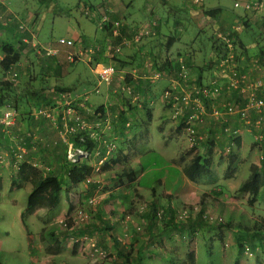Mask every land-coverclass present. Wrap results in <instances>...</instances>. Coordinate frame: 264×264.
<instances>
[{"label": "rangeland", "instance_id": "1", "mask_svg": "<svg viewBox=\"0 0 264 264\" xmlns=\"http://www.w3.org/2000/svg\"><path fill=\"white\" fill-rule=\"evenodd\" d=\"M102 1L54 0L44 3L42 0H0V44L4 42L16 43L19 38L17 39L14 36L15 32L21 35L24 30L28 32L25 34L26 37L31 38L29 44L23 49L19 70L3 75L0 68V86L8 80L17 85L19 92L30 90V93L33 91L36 93L41 90V87L48 86L50 88V99L51 97L56 99L59 96L60 92L57 89L66 88L70 92L62 95L64 101L69 99L64 97L71 95V101L84 97L94 107L102 103L106 92L103 90L105 85L99 83L97 78L98 65L90 63L91 60L89 62L85 61L86 57L90 59L91 55L95 51L97 52V49H101L100 44H96V41L104 34L98 29L99 17L101 19L103 16H108L100 8ZM122 1L124 3L132 2V6L128 11L122 12L125 19L135 20L139 17L142 21L144 20V1L146 0ZM147 1L157 2V0ZM204 1L207 8L219 4L218 6L222 8V17L229 19L230 22L244 13L243 9L234 7L235 2L242 3L241 1ZM186 4L189 5V1L168 0L164 6L159 5L156 14L162 21L168 22L171 26L176 20H181L183 25L186 26L188 17L183 10ZM85 9H90L91 12L86 15ZM93 9L95 11L92 12ZM262 15L264 16V13ZM108 18L110 19L109 16ZM110 20L108 21L111 22ZM185 28L188 32L183 34L184 41H188L187 44L194 42L195 46L200 49L197 60H203V56L206 55L207 50L209 51L208 47H212L211 35L213 36L214 33L206 31L200 34L196 33V30L192 27ZM110 29L111 31L107 34H111L109 38L113 39V29ZM241 36L248 38L250 42L261 38L260 48H262L264 23L258 17L252 24L251 29L248 32L243 30ZM77 37L84 39L93 46L88 45L89 47L82 49L81 45L77 43L74 47L82 50H79L82 57L76 63L69 60V62H65L61 59L62 56H67L64 53L61 54L58 60L48 58L42 53L44 51L42 46L44 47L45 44L50 45L60 39H73L76 41L78 40ZM258 46L259 44L256 48H250L249 53L255 54L258 51ZM115 48L116 46L109 42L105 50L112 56ZM65 49H69V47H65ZM71 53L77 52L72 51ZM0 55L2 56L1 50ZM136 56L143 59L144 52L140 51ZM99 64L105 65L107 63ZM15 73L19 75L18 79H16ZM113 83L114 78L109 86L112 87ZM82 86H84L83 91L87 92L82 93ZM95 90L99 91L101 96L104 94L103 97L97 96L98 93ZM108 92L113 93L114 97L117 96V93L111 90H108ZM109 96L110 94L108 98ZM118 96L120 95L118 94ZM120 101L114 104L117 108L115 112L119 110L124 112L129 107H127L125 99L122 98ZM27 113L28 111L21 108L11 127L8 129L0 127V264H234L236 260L241 258L243 261H248L245 258L250 256L255 260L254 264L264 263V239L259 244V238H257L259 234L264 237L260 221V219H264V187L260 189L257 201L253 206L247 204V193L239 192L237 189V186L249 176V162L254 161L261 155L259 151H253L250 155L241 152L247 155V158L242 160V156L237 157L239 148L233 145L236 153L235 162L238 161L237 158H241V162L238 165L236 163L232 168L234 159L231 155L233 153L231 152L229 155L226 151V154H224L223 150L229 147V144H225L224 148L219 147L215 139L217 131L208 132L209 140L214 145L212 169L218 180L214 184L207 181L202 182V184L199 183L201 186L196 188L198 200L193 204L176 205L174 209L175 212L186 210L192 216L203 209L214 219V222L206 223L196 231L194 238L197 242L196 245L193 244L195 247L193 251H190V233L188 231L191 229L190 221L165 226V221H151L147 216L151 207L148 198L150 199L154 194L149 185L154 184L155 188L153 189L161 191L158 179L162 174V168L172 166L171 163L166 161L165 157L174 155L178 150L172 142H166V147L161 146L164 143L163 135L156 129L155 120H152L151 125L149 121L144 122L145 124L142 127L145 128L144 134L149 133V136H146L142 141L133 138L132 144H135L133 151L129 148L131 139H125L124 143L118 141L120 146L123 145V149L129 150L127 156L122 154L121 148L114 141H117L116 137L118 135L115 137L110 133L108 135L104 133L105 138L115 144V149L109 155L106 154L105 150L103 155L99 153L98 156L94 154L93 150L92 157L85 160L92 167H100L99 170L92 173L90 184L84 181L74 186L66 176L67 166L65 165L66 162H63L66 149L60 144L62 141L61 133L66 135L71 143V137H77L80 142H83L84 139L82 140V136L73 135V133L66 131L65 126H55L53 122L46 120L44 117L36 118L33 116L34 114L29 117ZM159 113H161L160 110ZM89 115H81L80 117L90 125L95 121L99 124L97 119L93 121L94 110H91ZM143 115H146L144 111ZM157 115L159 116V114ZM166 115L171 116V113L168 111ZM32 116L34 120L48 121L52 129L51 137L54 138V143L52 141L50 143L52 146L60 144V148H62L60 157H58L60 150L59 148L57 150V146H55L57 150L55 153H48L51 147H45V149L41 147L44 151H36L32 161L25 157L22 149L30 147L29 140L26 141V137L28 138L31 135L27 134L31 125L26 123L27 128L25 129L21 122L23 118L31 122ZM219 127L218 125L217 128ZM141 132L142 129L139 130V133ZM221 134H223L222 131ZM108 136L111 137L108 138ZM122 137L120 136V138ZM230 141L232 139L229 140V143ZM40 143L41 141H38L37 145ZM249 143H252V139L246 136L242 149L252 148ZM203 145L197 153L205 155L208 144L207 146ZM186 152L184 149L176 161L182 169L189 161V155ZM20 153L23 154L22 158H19ZM57 153L59 155L56 158L51 157V155ZM139 154H141L140 166L135 165L136 162H134V157L138 158ZM261 156L264 157V153ZM117 157L120 158V162L116 161ZM260 158L259 162L261 161ZM27 165H34L44 174L54 171L62 177L65 186L61 193L59 206L54 209L43 208L34 215H25L32 185L30 183L18 185L20 184V171ZM128 165H132L136 175L141 172L140 169L144 171L145 175L139 183L130 185V188L121 189L123 184L126 186L127 182L122 183L120 176L123 171L127 170V167L129 168ZM236 166L237 168H235ZM13 181L18 184L13 185ZM92 184L95 187L91 186ZM68 189L71 193V202L66 200ZM137 191V198L128 196L129 193L132 194ZM213 191L219 193L217 197L212 196ZM112 192L113 194H111ZM220 194L221 197H219ZM224 194L228 196L229 203H224L225 199H222ZM109 195L114 196L108 197ZM105 199L109 200L106 202ZM110 200L112 201L109 203ZM71 205L73 210L69 212ZM146 205L148 206L146 211L139 213L140 208ZM155 206L166 209L164 205L158 206L155 204ZM100 210L103 211V215H118V221L123 227L132 225L131 218H127L128 215H136L139 217L138 227L140 230L124 234L121 232V234H108L103 237L104 239H101L102 235L97 233L99 232L96 229L97 226H92V220H96V215H102ZM78 211H82L88 216L87 221H77ZM220 217L221 220L224 219V222H222L227 225L224 230L214 226L217 225V219ZM22 219H24L27 229ZM140 220H146V223L143 224ZM150 222H154L155 226L153 224L151 229H146L145 227H149ZM233 222H238L237 226H234ZM90 239H93L97 249L102 252H100L101 254L94 253L90 249L88 244ZM142 242L144 243L142 244ZM132 243L143 247L140 250L139 257H137L136 248ZM239 243L245 245L246 249L249 250L243 251L240 255ZM151 246L154 248L153 251L148 250ZM252 246L255 247V250L252 249ZM168 247L175 250L173 256L169 253Z\"/></svg>", "mask_w": 264, "mask_h": 264}, {"label": "crops", "instance_id": "2", "mask_svg": "<svg viewBox=\"0 0 264 264\" xmlns=\"http://www.w3.org/2000/svg\"><path fill=\"white\" fill-rule=\"evenodd\" d=\"M167 1L168 0H157L156 3L148 2L147 0L144 1L145 18L142 21V19H140L139 17L135 20L125 19L122 15V12L128 11V9L132 6V2L124 3L122 0H103L100 4V8L108 14L111 20L106 15L107 19L110 20L113 24L121 23V26L114 31L116 35H113V39H111L109 38L111 34L108 35L107 32L103 31L102 25L100 24V22H98V29L104 32V34L102 33L103 36L96 41V44H100L101 49H97V52L95 51L96 54L94 53L93 55H91L90 59L86 57L85 61L89 62V60H91L90 63H93L95 65H100L99 63L112 64L116 69V74L114 76V83L112 87L105 86L103 89L107 95L103 94V97V95H99L100 92L96 94L97 96L103 97L104 99L102 103H99L95 106H104V113L99 112V115L102 117L101 129L104 128L103 131L106 135L110 133L116 137V135L120 133L115 131L116 128L119 127L118 125L115 130H113L114 128L111 122H113V119L116 118L117 115L111 114L112 109L110 110V107H114V104L118 103L122 98L125 99L127 103L131 104V107H133L131 111L125 109L126 111L124 114L129 121L128 124L133 125L132 129L128 131L125 130L123 132L124 136L122 138L118 136L116 137V143L118 147L121 148L122 154H124V156H127L129 154V150L126 151L125 149H123V145L120 146L119 144L120 142L124 143L125 139H131L129 148H131V150L133 151L135 147V144H132L133 138H135L137 141H142L145 139L146 136H149V133L144 134L145 128H142L144 126L143 124H145V121H149V124L151 125L152 120H155L156 129L160 131L163 135L164 143L161 144L162 147H166V142H172L176 145V148L178 149L177 152L170 157H165L166 161L168 163H171L172 166H167L165 169L162 168V174L158 179L161 191L153 189L155 188L154 184H152V186L149 185V187L152 189V193L154 191V194L153 197H151L150 199L148 198L149 203H155L158 206L164 205L166 208L171 207L175 209L176 205L193 204L196 200H198L196 188L198 186H201L200 184L202 183H191L184 176L182 168L176 161L178 156L181 155L184 149L187 151V155H189L188 159H190L191 155L197 153V151L200 149V146L195 148V150L191 147L189 138L187 137L183 126L180 124L181 122L179 120L173 119L172 112L174 111V108L168 103V101L163 98V92L170 88H175L179 93L182 91H186L195 85H208L209 80L210 78H212V74L215 71V67L213 69V66L209 65V62L212 60L213 55L211 49L212 47H208L209 51L207 50L206 55L203 56V60L198 61L197 59L200 49L195 46L194 42L187 44L188 41H184L183 34L188 32L185 27H192L196 30V33L200 34H203L206 31H211L214 33L216 31H227L233 24L239 21L240 24H243V26L246 28V32H248V30L251 29L252 24L257 20L258 17L264 23V16L262 15V13H264V0H235L241 1L243 3H255L257 8L251 11H244V13L240 17L236 18L232 22H230L229 19L222 17V8L218 6L219 4L207 8L204 0H199L198 4H194L192 0H186L189 1V5L186 4V6L183 7V10L186 12V15L188 17L186 26L183 25L181 20L174 21L173 25L171 26L168 22L162 21V19L156 14V9H158L159 5L164 6V4H167ZM209 12H213L214 14L208 15L207 13ZM99 20H101L100 17ZM242 31H240V33L238 34L241 47L239 55L240 57L238 58L239 67L241 68V71L248 74L251 80L260 79L264 83V58L261 57V60H259V63L261 64L259 69L252 68V62L260 58V55H262L261 51H264V49L261 50L260 48L261 38L259 40H254L250 42L248 38L241 36ZM138 33H141V39L139 42H135L134 39ZM14 36L17 37V39L19 38L20 40V35L18 32H15ZM26 38L28 39V41ZM26 38L24 39V41L29 43V41H31V38ZM70 40H72L76 44L79 43L82 49H85L86 47H89L88 45H91L82 38H78V40L76 41L73 39ZM109 42L113 43L116 48L120 49L119 52L114 51L112 56L105 50V47ZM56 43L57 42H53V47L56 46ZM257 44H259L258 51L255 54L249 53L250 48H256ZM263 44L264 40L262 42V46ZM46 46L48 45L45 44L44 47ZM65 47L66 46L58 48L55 47L59 50L58 55L55 56H48L46 55L45 51H42V53L46 57L57 60L58 58H60L61 54L64 53L65 55L67 54V56H62L61 59H63L65 62H69L68 56L70 54H73L71 52H78L79 50H81L78 49V47H69V49H65ZM140 51L144 52L143 59H139L136 56ZM0 58H2L1 55ZM180 61H182L185 66V69H187L189 72V80L186 82H182L180 80L181 78L179 77ZM57 62L59 63L60 61ZM157 71L162 72L164 75V79H162L160 83L159 81L153 82L150 80V78ZM83 87L84 86H82V93L87 92L83 91ZM123 88H129L130 92H122L121 90ZM108 90L117 93V96L119 94L120 97H117L116 95L114 97L113 93L111 94L110 92H108ZM109 94L110 96L108 98ZM239 100L240 98L236 93H221V95H219L212 103L206 102V108L207 110H210L211 107H219L220 105L226 102L238 103ZM143 104L146 106V108L150 110V119L147 118L146 115H143ZM88 106L91 108V110L96 108L90 103H88ZM159 110L161 113H159ZM168 111L171 113V116L166 115V112ZM157 114H159V116ZM33 116L31 118V122H28L27 120H25V118H23L21 122L25 129L27 128L26 123H29L31 125L30 131H28L27 133L31 135L28 138L26 137V141L29 140L30 147L28 149H22L25 153V157L29 161H32L33 156L36 155V151L40 150V152H42L44 151L42 149H45V147H51L48 153L57 152V150L55 149L56 147L52 146L50 143L51 141L54 143V138L51 137L52 129L50 128V124L46 120H34ZM94 120H96V118H93V121ZM228 124L231 127L238 129L240 133L239 137L236 138L233 144L236 148H239L237 157L242 156L241 158H243L242 160H244L247 158V155L241 152H246L250 155L253 151H259V154L263 155L264 144L261 146V148H259V146L255 144L254 130L245 127L242 123H240V121L236 117L230 118ZM218 125L220 126L218 122L214 121L210 116H206L204 117L203 122L197 126V130L202 139L208 136V132L217 131L215 136V139L217 140V145L221 148H224L225 144H229V147L223 149L224 154H226V151L229 155L231 152L234 154L231 155L234 159V163L232 164L233 168L236 163L237 165L240 164L241 158H237L238 161L235 162L236 153L234 152V146L231 145L232 141L229 143L228 137H226L224 134H221L220 127L217 128ZM141 129L142 136L141 133H139V130ZM244 135L245 137L249 136L252 139V143H249V145H252V148H246L245 150L242 149L245 140ZM110 137L111 136H108V138ZM38 141H41V143L37 145ZM101 148L98 149L100 153L102 152ZM58 155V153L53 154L51 155V157L56 158V156ZM261 155L254 161L249 162L248 170L252 164H260L259 158L262 157ZM140 156L141 154H139L138 158L134 157V162H136L135 165H141ZM128 166L129 168L127 167V170L130 169L131 171H134L132 169V165ZM235 168H237V166ZM233 170L235 171L236 169ZM140 171L141 172L135 176V180L133 182L127 183L126 186H124L123 184L121 189H126V187L130 188V185L139 183V181L145 175L142 169H140ZM239 185L237 186V189ZM111 194H113V192ZM137 195L138 191L132 194H128L129 197L133 198H137ZM113 196L114 195H109L108 197ZM221 196L222 195L220 194L219 197ZM227 198L228 196L224 194L222 197V199H225L224 203H229ZM105 200L107 202L109 199ZM111 201L112 200H110L109 203ZM221 202L222 204H224L223 201ZM100 213L102 215H96V220H92V226H97L96 229L99 231L97 233L102 235L101 239H104L103 237L107 236L108 234L114 235L117 233L124 234L129 233L130 231L133 232L139 226V217H137L136 215H128L127 218H131L130 221L132 225H126L123 227L118 221V215H103L102 210H100ZM147 216L150 218L149 220H151L152 215ZM168 217L169 215L165 216V224L167 223ZM222 220L224 219L222 218ZM140 222L145 224L146 220H140ZM233 223L234 226H237L238 224V222ZM226 226V223H224V227H222V230L226 229ZM145 228L151 229V222L149 224V227ZM196 242L197 240L196 238H194V245H196ZM143 243L144 242H142V244ZM132 244L136 248L137 257H139L140 250L143 249V247H140L139 244ZM153 249L154 248L151 246V248H149L148 250L153 251ZM168 250L172 256L175 254L174 249H170V247H168ZM245 259H247L248 261H243L242 258L240 259V261H242L243 264L255 263V260L252 258V256L246 257Z\"/></svg>", "mask_w": 264, "mask_h": 264}, {"label": "trees", "instance_id": "3", "mask_svg": "<svg viewBox=\"0 0 264 264\" xmlns=\"http://www.w3.org/2000/svg\"><path fill=\"white\" fill-rule=\"evenodd\" d=\"M43 1L45 3V2L54 1V0H46V1L42 0V2ZM88 10L90 13L91 10L90 9ZM93 11H95V9H93L92 12ZM207 14L212 15L214 13L209 12ZM111 24H112L111 22H109L108 24H104L102 26L103 31L110 32ZM245 29L246 28L244 27V30ZM26 33L28 32L24 30V33H21L20 35V40H18L16 43H11V42L5 43L4 42L0 44V50L2 54V58L0 60V68H1V73L3 75H7L13 71L15 72V70H19L23 49L27 44H29L28 42L24 41V39L26 38V35H25ZM238 34L239 33H237L234 36V40H233L234 41L233 43L235 45V57L237 59L236 60L237 62L239 61L238 58L240 57L239 55H240V50H241ZM211 38H212V54L213 55H212V60L209 62V65H212L214 69V67L218 65L220 60L225 56V50H224V47L221 45V43L218 41L216 35H213ZM262 49H264V44L261 50ZM261 54L262 55H260V58H258V61L261 60V57L264 58V51H261ZM238 66H239V62H238ZM239 69L241 70L240 67ZM15 77H17L16 79H18L19 75L15 73ZM57 90L60 92L59 96L56 99H53V97H51L50 99L49 97L50 88L48 86L41 87V90L36 93L34 91L30 93V90L26 92L22 90L21 92H19L17 89V85H15L14 83L12 84L8 80H6L0 86V111L6 108L7 106L13 107L17 112L20 111L22 108L25 111H28L27 116L30 117V115L35 114L36 112L50 108V109H53L56 113L57 120L55 123L53 122L54 125L63 127L64 121L62 119L63 117L62 110L64 109L63 105L65 101L63 100L62 95L69 93L70 90L66 88H59ZM80 101L81 99L74 101L71 107L77 110L79 116L81 115L90 116L89 113H86L85 110L79 107ZM86 103L87 104L89 103L88 100L86 101ZM125 103L127 104V107L129 106L126 110L131 111L133 109V107H131V104L127 103L126 101ZM116 109L117 108H115V106L110 107L111 114L117 115V117L114 118L115 120L113 119V122H111V124L114 128L113 130H115L117 125L119 126L118 128H116L115 131L120 132L117 134L118 137H120V136H124L123 132L125 130L126 131L131 130L133 125L128 124L129 121L127 117L124 115L126 110L124 112L122 110L115 112ZM142 109L146 113L147 118L150 119L151 118L150 110L146 108L144 104L142 105ZM93 110H94V118H96L99 121V124L101 126L102 117L99 115V112L104 113V106L100 105ZM46 120L50 121L49 119H46ZM94 123H98V122L95 121ZM69 125L70 127L75 126V128H77L76 132H74L73 135L82 136L84 138L83 142H80L77 137L70 138L74 147H76L75 149H80L84 152H87L88 154H90L89 158L92 157L93 155L92 151L96 148L97 143H99V141L101 142V145L104 147L103 148L101 146L102 147L101 155H103L104 151L106 150L105 145H108L111 143L109 139L105 138L106 136L104 134L103 129H101V127L97 130V132H95V136H93L94 138L92 137L91 139L90 132L88 129L80 130L78 127V124H74L73 121H69ZM220 127L223 133L222 126L220 125ZM224 135L226 136V134ZM209 138L210 136H207L204 139L196 140L194 144L191 145V147L195 150V148L199 146L201 147L203 143H204L203 146H207L208 144L207 153L205 155L199 154V153H195L191 155V158L189 159L188 163L182 169L184 176L193 184H199L204 181L214 184L218 180L212 169L214 145L212 142H210ZM96 139L99 141H96ZM228 139L230 140V138ZM114 141L116 142V140ZM69 143L71 142L68 140L67 137H66V141L62 139V141L60 142L62 147L66 149L64 152V157H63V162L64 163L66 162L65 165L67 166L66 176L69 182L72 185L76 186L84 181L86 182V179L88 177H91L93 172H92V167L89 165L88 161H86L85 159H81L77 163H73L69 160L68 158ZM60 144L55 145L57 146V150L58 148L60 150V155L58 157L61 156V151H62V148H60ZM263 144L264 142H262L259 148H261ZM191 151H190V154H191ZM116 161L120 162V158L117 157ZM135 176H136V173L134 171H131L130 169L123 171L120 176V181L122 183H125V182L131 183L135 180ZM19 178H20L19 180L20 184L18 186H20L21 184H27V183H30L32 185V190L28 197V209L25 215L26 214L34 215L35 213H37L39 210L43 208L54 209L57 206H59L61 202V193L63 192L65 184H64L62 177H60L57 173L53 171V172H49L48 174H44L40 171V169L36 168L34 165H27L26 167H23L21 169ZM90 183H87V184H90ZM12 184L16 185L18 183L13 181ZM91 186L95 187L94 184H92ZM263 187H264V157H262V160L260 161L259 165L252 164L250 166L249 176L243 182L240 183L238 187V191L242 193H247V204L250 206H253L257 201V196L260 192V189ZM69 190L70 189H68L66 192V200L71 202V193ZM212 194L216 197L218 195L215 191H213ZM150 206L151 207H150L149 215H152L151 221H155L157 220L156 213L161 207H156L155 203H151ZM147 207L148 206L146 205V209ZM167 208L164 209V214L160 222H163L165 220V216L169 215L165 226L174 225L175 223L178 224V222H176V218H175L176 212L174 211V209H172L171 207H167ZM146 209H144L143 212H139V213H144ZM72 210H73V207L71 205L69 212H71ZM205 213H206L205 210L200 209L199 212L193 218L187 221V222L190 221V226H191V229L188 230L190 233V236H189V240H190L189 250L190 251H193L194 249L193 238L195 236L196 230L200 229V227H202L204 224L210 223L207 220H205L204 218ZM22 221L27 229L28 227L24 219H22ZM260 221H261V229L264 232V219H260ZM151 224L153 225L154 222H151ZM214 226H218L222 228L224 227V223L220 222ZM257 238H259V244H261V241L264 239V237H262L259 234ZM252 249L255 250V247L252 246ZM238 250H239V254L241 255L242 252L246 251L247 249L245 245L243 246V244L239 243ZM234 264H243V263L240 260H236Z\"/></svg>", "mask_w": 264, "mask_h": 264}, {"label": "built area", "instance_id": "4", "mask_svg": "<svg viewBox=\"0 0 264 264\" xmlns=\"http://www.w3.org/2000/svg\"><path fill=\"white\" fill-rule=\"evenodd\" d=\"M194 4H198L199 0H192ZM235 8H241L244 11H251L257 8L255 3H238L234 4ZM85 14L89 13L88 9H85ZM100 24L103 26L104 24H108L109 21L107 17L103 16L101 18ZM121 26V23H112L111 28L114 35V31ZM244 29L243 25L237 21L233 24L229 30L227 31H216L214 32L224 47L225 56L220 60L219 64L215 66V71L212 74V78L209 80L208 85L202 86H192V88L177 92L175 88H171L165 90L163 92V98L168 101V103L174 108L173 111V119L179 120L181 125L183 126L188 138L190 145L194 144L196 140H201L202 137L198 134L197 126L203 122L204 117L210 116L214 121L218 122L222 126L223 133L230 139H232L231 145H233V140L239 137L240 133L238 129L231 127L229 123V119L232 117H236L240 123H242L245 127L254 130V141L256 145L260 146L262 142H264V83L260 79L251 80L247 73L241 71L238 66V62L235 57V45H234V36L237 33H240ZM141 33H138L134 39L135 42H139L141 39ZM55 47H74L76 45L70 39H60ZM53 47V44L43 47L46 55L55 56L58 55L59 50ZM115 52H119V48L114 49ZM82 54L81 52L73 53L68 56V60L72 63H76L81 60ZM258 59L252 62V68L259 69L261 64L259 65ZM97 78L99 83H103L106 87H109L111 84L115 74L116 69L112 64L98 65L97 66ZM179 77L182 82H186L189 80V72L185 69L184 64L180 61V69H179ZM164 79V75L162 72L157 71L150 80L153 82ZM122 92H130L129 88H123ZM96 93L99 91L95 90ZM221 93H236L240 100L238 103L236 102H226L219 107H211L210 110L206 108V102L212 103ZM64 102L63 111V121L64 126L66 127V131L74 133L76 132L75 126L68 127L69 121H73L74 124H78L80 130L88 129L90 132V137L92 139L95 136V132L100 128V124L93 123L88 124L85 120H83L79 115L75 108L71 107L74 101H71V95H68ZM88 99L82 98L79 104L83 110L87 113L91 112L90 107L86 103ZM18 112L11 106H7L6 108L0 111V127L4 129H8L11 127L15 121ZM34 117H44L49 119L52 122H56V113L53 109H46L36 112ZM61 138L66 141V135L61 133ZM94 138V137H93ZM84 138L82 137V140ZM96 141H99L96 139ZM101 142L97 143L96 148L94 149V154L96 156L99 155V150L101 148ZM100 147V148H99ZM106 154L109 155L114 149L115 144L110 143L105 145ZM98 152V153H97ZM20 155V156H19ZM19 158L23 157V154L20 153ZM17 156V157H18ZM90 154L84 152L80 149H75L72 143H69L68 150V158L71 162L77 163L81 159H88ZM262 160V157L260 158ZM18 165V164H17ZM92 167V166H91ZM100 167H92V172H97ZM91 182V177L86 179V183ZM93 202V201H92ZM146 209V206L140 208L139 212H143ZM164 214V209L159 208L156 213L157 221L160 222L162 220V216ZM195 215H189L186 210H178L175 213L176 222L183 223L187 222L189 219L193 218ZM205 220L208 222H214V219L209 215V213H205ZM88 216L85 215L82 211H78L77 221L84 222L87 221ZM222 222L221 218L217 219V223ZM67 226V224H65ZM140 228L137 227L136 231H139ZM87 240V239H85ZM88 244L90 249L94 253H100L96 247L93 239L88 240ZM248 250V249H247ZM246 250V251H247ZM102 253V252H101ZM100 253V254H101Z\"/></svg>", "mask_w": 264, "mask_h": 264}]
</instances>
